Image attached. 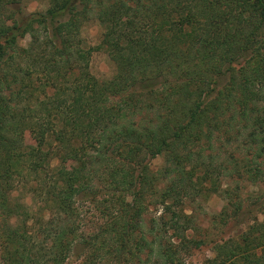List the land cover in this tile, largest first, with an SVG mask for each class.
Masks as SVG:
<instances>
[{"label":"trees","instance_id":"trees-1","mask_svg":"<svg viewBox=\"0 0 264 264\" xmlns=\"http://www.w3.org/2000/svg\"><path fill=\"white\" fill-rule=\"evenodd\" d=\"M212 194L250 201L231 239L186 212ZM263 213L264 0H0V264H187L208 245L199 264H264Z\"/></svg>","mask_w":264,"mask_h":264},{"label":"rangeland","instance_id":"rangeland-1","mask_svg":"<svg viewBox=\"0 0 264 264\" xmlns=\"http://www.w3.org/2000/svg\"><path fill=\"white\" fill-rule=\"evenodd\" d=\"M22 5L24 14L41 12L44 11L47 7V0H22ZM100 32V25L96 22L91 21L90 23L83 26L81 30V35L86 45L88 44L89 46H94L99 41ZM28 41L29 36L25 35V37L22 38L19 42L21 45H26ZM89 68L91 73L94 74L98 79L108 78L114 72L113 62L109 59L108 55L102 50H96L91 53L89 59ZM25 141L30 145H35L37 143V138L33 134L26 132ZM162 163L163 157L157 156L150 160V167L153 171H157L162 165ZM51 164L53 166H57V160L52 159ZM41 165L42 164H40L39 166ZM63 167L64 168H61V171L65 169L68 171L73 167V164L67 163L66 165L64 164ZM243 184L245 185V183ZM20 187L21 188H19L18 190L16 189L15 195L21 196L22 199L25 198L24 200H26V203L31 206L32 210L36 209L37 212V210L42 207L43 203L40 201H36V203L33 202V199L31 198L32 195L29 192L27 185L24 188H22V186ZM245 191H249V188H244L243 192ZM248 201L249 200L246 201L245 209L241 208L240 210H238L237 206L231 199H226L220 194H212L205 200L197 199L196 202H187L188 209H186V212H193V215L202 227L210 224V219L214 215H217L219 217L220 215L225 216L227 222L225 223V225H220L219 231H216L213 236L214 239L228 240L241 233L245 225L248 223V220H250V214H248L247 210L250 209L252 206L249 205L250 201L248 204ZM189 208L192 209L190 210ZM160 211L161 208H156L153 206L148 207L143 216L144 229L149 226V223L153 217L159 215ZM37 214L39 213L37 212ZM258 217L261 219L262 217H264V213L259 214ZM91 220L93 219L88 217L84 218V227L86 230L90 229V226L92 224ZM212 255L213 251H211L209 245L203 246L199 249H196L190 256H187L186 263L199 264L205 258L210 257ZM76 263L77 259L74 256H70L69 259L65 262V264Z\"/></svg>","mask_w":264,"mask_h":264}]
</instances>
